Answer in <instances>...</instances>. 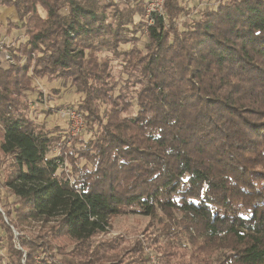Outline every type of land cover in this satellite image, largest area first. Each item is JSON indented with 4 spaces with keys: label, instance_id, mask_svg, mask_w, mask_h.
Returning a JSON list of instances; mask_svg holds the SVG:
<instances>
[{
    "label": "trees",
    "instance_id": "16d2710c",
    "mask_svg": "<svg viewBox=\"0 0 264 264\" xmlns=\"http://www.w3.org/2000/svg\"><path fill=\"white\" fill-rule=\"evenodd\" d=\"M147 1L0 0L27 39L0 62V264H264V0H165L152 25ZM41 79L83 96V148L28 115ZM127 211L151 219L133 244L108 238Z\"/></svg>",
    "mask_w": 264,
    "mask_h": 264
},
{
    "label": "rangeland",
    "instance_id": "374dc122",
    "mask_svg": "<svg viewBox=\"0 0 264 264\" xmlns=\"http://www.w3.org/2000/svg\"><path fill=\"white\" fill-rule=\"evenodd\" d=\"M147 2H150L148 0ZM192 8L197 7L198 9H212L217 7V3L211 2H199L195 1L190 5ZM40 13L45 16L44 10L39 7ZM195 12V17H196ZM184 19V17H183ZM21 23L18 22L16 17V13L14 9L0 7V62L3 68H7L9 66L8 61L6 59V54H9V48L17 47L22 42L27 41L26 37L24 36V30L20 28ZM16 26V27H15ZM138 41L136 42V46L138 48L144 49L145 44L148 42L146 36L138 34ZM2 43V44H1ZM132 46V45H131ZM129 45H123L122 48L126 49ZM117 62L114 61L113 65L116 66ZM117 78L121 76V80L119 87L124 85V80L127 78L126 75L115 74ZM35 90L33 92L28 93V100L32 104L28 115L31 119H34L38 124H44L46 128L52 132L53 134H61L67 132L68 130V123L66 119L60 117L59 110L66 108V107H73L79 108L83 96L78 95L74 88L70 86L69 83L64 84L61 80H48V79H41L34 81ZM118 87V88H119ZM118 88L115 91V94L118 95ZM48 94L52 97L51 101L43 102L39 100L40 95ZM137 106L136 100L133 101V108L129 111L127 116H134L137 113ZM52 113V114H50ZM56 128L58 129L57 131ZM59 129L62 133H59ZM94 139V133L92 131L86 130L85 132L79 137H70L68 135L66 139V145L68 147H76V148H83L85 143L89 142L90 140ZM58 150H53L50 154V157L57 156ZM85 161H82L84 164ZM69 171V170H68ZM3 178V170L0 171V183L2 182ZM5 192L2 190L0 186V195L4 194ZM11 202L13 201L12 198L9 199ZM151 224V219L149 217H145L138 213H134V211H127L126 213L122 214L121 216L117 217L112 223V230L111 233L108 235V238H114L115 236L124 237L126 240L133 244L138 238L144 236V231L148 228L151 232V228L149 227ZM38 226L32 224L30 228L27 230L28 234L29 231L33 233L32 236H36L38 233ZM156 235L157 232L153 231ZM15 235H18L17 231H14ZM6 234L5 231L0 227V239L5 238ZM133 242V243H132ZM67 239L62 240L59 242V246H61V251L63 253L71 250L67 247ZM131 245H125V250L130 248ZM6 247V240L0 241V257L3 258V262L6 263L7 257V249ZM189 252L188 250H186ZM113 260V259H112Z\"/></svg>",
    "mask_w": 264,
    "mask_h": 264
},
{
    "label": "built area",
    "instance_id": "2783aa9c",
    "mask_svg": "<svg viewBox=\"0 0 264 264\" xmlns=\"http://www.w3.org/2000/svg\"><path fill=\"white\" fill-rule=\"evenodd\" d=\"M164 4H165V0H150L147 6V13H146V19L148 20L150 25L153 24L154 14H163ZM6 59L8 62L12 61V57L10 53L6 54ZM39 100L43 102H47V101H51L52 97L49 96L48 94H42L40 95ZM59 113L61 118L67 119L69 122V130L71 137H79L85 132V123L82 118V115L78 113L76 110L62 109L59 111ZM146 254H147V264H161L158 256L151 249H147Z\"/></svg>",
    "mask_w": 264,
    "mask_h": 264
},
{
    "label": "crops",
    "instance_id": "0c3cea01",
    "mask_svg": "<svg viewBox=\"0 0 264 264\" xmlns=\"http://www.w3.org/2000/svg\"><path fill=\"white\" fill-rule=\"evenodd\" d=\"M15 11V10H14ZM16 13V12H15ZM17 17V16H16Z\"/></svg>",
    "mask_w": 264,
    "mask_h": 264
}]
</instances>
